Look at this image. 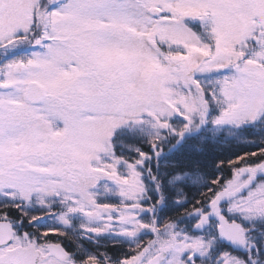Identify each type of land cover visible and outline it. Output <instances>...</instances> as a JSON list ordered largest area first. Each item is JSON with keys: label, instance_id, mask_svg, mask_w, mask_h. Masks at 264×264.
<instances>
[{"label": "snow or ice", "instance_id": "snow-or-ice-1", "mask_svg": "<svg viewBox=\"0 0 264 264\" xmlns=\"http://www.w3.org/2000/svg\"><path fill=\"white\" fill-rule=\"evenodd\" d=\"M132 32L148 83L193 101L165 127L118 110ZM225 128L227 169L168 160ZM0 264H264V0H0Z\"/></svg>", "mask_w": 264, "mask_h": 264}, {"label": "rangeland", "instance_id": "rangeland-1", "mask_svg": "<svg viewBox=\"0 0 264 264\" xmlns=\"http://www.w3.org/2000/svg\"><path fill=\"white\" fill-rule=\"evenodd\" d=\"M131 38L133 40L135 47L130 49L127 54L119 55L118 60H123L124 62H134L138 71V75L135 77L134 83L128 85V92L130 93V98L125 102L120 100L118 102V110L124 112V120H131L132 123L129 125H143L145 128L150 126L155 127H165L167 126V116L169 113L175 112L176 108L174 105L182 102H187L189 106H193V101L189 97H183L181 99L180 93L175 88L165 89L160 87L159 84L153 82L148 83V78L154 70H156L157 65L146 61L143 52H147L149 49L155 51L152 45L150 35L141 32H132ZM190 52L196 56H203L206 53L200 49L191 48ZM172 59L183 63L191 64L189 57H180L178 55L173 56L171 53L167 54ZM256 106H261V101L256 100ZM204 110L203 105L196 103L191 113L197 119L200 118V113ZM145 113V117L141 119L140 113ZM163 114L164 119H161ZM227 122L235 125L243 121V117L233 118L231 115L226 117ZM224 131L228 133H233L234 128H225ZM158 137H147L145 139H140V141L155 143Z\"/></svg>", "mask_w": 264, "mask_h": 264}, {"label": "trees", "instance_id": "trees-1", "mask_svg": "<svg viewBox=\"0 0 264 264\" xmlns=\"http://www.w3.org/2000/svg\"><path fill=\"white\" fill-rule=\"evenodd\" d=\"M214 119V118H213ZM211 137L213 135V130L210 128L206 133H202ZM220 136V142L213 145L208 144L206 146L205 152L200 155H196L195 153H191L187 149V145L195 144L196 142L193 140L185 141V145L179 149H177L171 156L168 157V160L174 162L178 165L179 171H189L195 173L199 170L200 174L211 173L215 171L214 165L218 161L224 162L225 169L228 168V161L233 153H237L241 151L243 147L241 144H238L234 139H228L230 133L226 131H222L218 134ZM240 135H243L242 133ZM129 143H138L142 147H147V143L145 141H128ZM156 143V142H155ZM199 147V144H196ZM248 158H251V153H249ZM189 183H191L189 181ZM199 185H195L198 187ZM193 188V190H194Z\"/></svg>", "mask_w": 264, "mask_h": 264}]
</instances>
